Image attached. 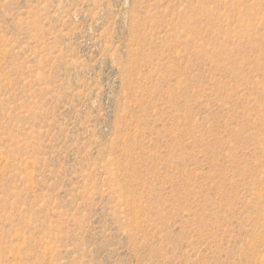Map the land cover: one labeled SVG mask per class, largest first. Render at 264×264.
Wrapping results in <instances>:
<instances>
[{"label":"rangeland","instance_id":"rangeland-1","mask_svg":"<svg viewBox=\"0 0 264 264\" xmlns=\"http://www.w3.org/2000/svg\"><path fill=\"white\" fill-rule=\"evenodd\" d=\"M0 264H264V0H0Z\"/></svg>","mask_w":264,"mask_h":264}]
</instances>
